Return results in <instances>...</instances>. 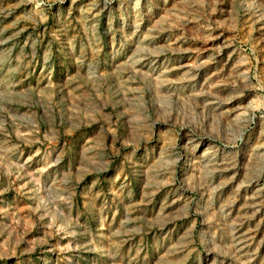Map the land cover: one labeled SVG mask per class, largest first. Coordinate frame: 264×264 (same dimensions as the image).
<instances>
[{
	"label": "rangeland",
	"instance_id": "obj_1",
	"mask_svg": "<svg viewBox=\"0 0 264 264\" xmlns=\"http://www.w3.org/2000/svg\"><path fill=\"white\" fill-rule=\"evenodd\" d=\"M0 264H264V0H0Z\"/></svg>",
	"mask_w": 264,
	"mask_h": 264
}]
</instances>
